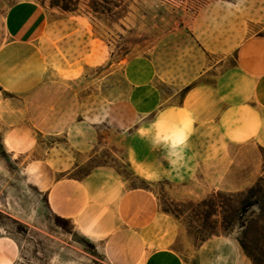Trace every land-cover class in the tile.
Wrapping results in <instances>:
<instances>
[{
    "label": "crops",
    "instance_id": "0c3cea01",
    "mask_svg": "<svg viewBox=\"0 0 264 264\" xmlns=\"http://www.w3.org/2000/svg\"><path fill=\"white\" fill-rule=\"evenodd\" d=\"M45 26L32 1L12 5L3 18L0 213L28 231H38L32 224L44 213L67 221L104 264H184L172 248L174 222L150 190L130 187L108 166L69 176L81 164L77 155L92 147L87 138H67L66 150L41 143L71 136L73 115L44 79L35 43ZM192 26L101 78L102 121L124 135L135 179L239 191L252 185L264 150V0H207ZM89 56L83 50V60ZM178 130L181 143L172 149L165 138ZM170 150L179 156L175 166ZM23 248L0 235V264H30Z\"/></svg>",
    "mask_w": 264,
    "mask_h": 264
},
{
    "label": "rangeland",
    "instance_id": "374dc122",
    "mask_svg": "<svg viewBox=\"0 0 264 264\" xmlns=\"http://www.w3.org/2000/svg\"><path fill=\"white\" fill-rule=\"evenodd\" d=\"M22 1H32L44 11V34L35 43L43 60L44 79L64 97L66 102L60 105L72 106L73 112L68 118L72 119L71 136H43L41 143L48 146L55 141L60 143V149L66 150L62 143L71 137L74 143L87 138L92 146L88 152L77 155L81 164L69 176L80 178L96 167L108 166L127 179L130 187L149 189L159 210L174 222L176 235L172 248L184 264H251L230 237L199 240L196 234L201 221L186 203L194 204L217 190L199 182L178 186L135 179L126 168L124 135L102 121L101 78L118 74L132 58L147 56L161 37L193 27L196 13L207 0H74L75 7L70 12L51 6L50 0H0V45L4 38V15L12 5ZM259 34L264 35V29ZM89 49L90 56L83 60V50L86 54ZM258 156L260 164L253 182L264 176V150L258 149ZM32 225L38 231H28L26 226L0 213V235L22 243L26 263L104 264L92 245L74 235L67 221L44 213L37 215Z\"/></svg>",
    "mask_w": 264,
    "mask_h": 264
},
{
    "label": "trees",
    "instance_id": "16d2710c",
    "mask_svg": "<svg viewBox=\"0 0 264 264\" xmlns=\"http://www.w3.org/2000/svg\"><path fill=\"white\" fill-rule=\"evenodd\" d=\"M73 1L50 0V5L70 12L75 7ZM186 206L193 207V216L201 221L196 230L199 240L230 237L251 264H264V176L242 190H217L194 204L187 202ZM211 217L213 221H209Z\"/></svg>",
    "mask_w": 264,
    "mask_h": 264
},
{
    "label": "clouds",
    "instance_id": "9594fccd",
    "mask_svg": "<svg viewBox=\"0 0 264 264\" xmlns=\"http://www.w3.org/2000/svg\"><path fill=\"white\" fill-rule=\"evenodd\" d=\"M181 136H183V131L178 130L176 133H174L173 137H166L165 139H171L173 141L171 148L175 149L176 146L181 143ZM184 139L186 140V137H184ZM170 155L177 156L176 160L169 161L171 164H173V166H175V164L178 162L179 159L178 153L170 150Z\"/></svg>",
    "mask_w": 264,
    "mask_h": 264
}]
</instances>
